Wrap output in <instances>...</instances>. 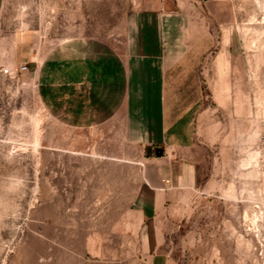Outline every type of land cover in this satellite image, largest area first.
Masks as SVG:
<instances>
[{
    "label": "rangeland",
    "instance_id": "1",
    "mask_svg": "<svg viewBox=\"0 0 264 264\" xmlns=\"http://www.w3.org/2000/svg\"><path fill=\"white\" fill-rule=\"evenodd\" d=\"M224 1L216 20L192 0H3L0 264H145L125 109L150 35L188 57L173 84L203 89L178 259L263 264L264 0Z\"/></svg>",
    "mask_w": 264,
    "mask_h": 264
},
{
    "label": "crops",
    "instance_id": "2",
    "mask_svg": "<svg viewBox=\"0 0 264 264\" xmlns=\"http://www.w3.org/2000/svg\"><path fill=\"white\" fill-rule=\"evenodd\" d=\"M184 2L188 0H176ZM214 19L223 17L224 0H192ZM3 0H0V12ZM152 32V24L149 25ZM171 41L150 38L132 52V99L127 104L126 127L142 154L137 158L138 179L133 191V220L138 256L145 264H181L182 250L176 239L185 240L186 201L204 183L208 153L198 134L203 89L173 84V71L188 57L172 55ZM175 60V61H174ZM126 78L128 76L126 75ZM127 91H125V94ZM163 148L161 157L156 149Z\"/></svg>",
    "mask_w": 264,
    "mask_h": 264
},
{
    "label": "water",
    "instance_id": "3",
    "mask_svg": "<svg viewBox=\"0 0 264 264\" xmlns=\"http://www.w3.org/2000/svg\"><path fill=\"white\" fill-rule=\"evenodd\" d=\"M163 154H164V149H163V148H158V149H156V155H157L158 157L163 156Z\"/></svg>",
    "mask_w": 264,
    "mask_h": 264
},
{
    "label": "built area",
    "instance_id": "4",
    "mask_svg": "<svg viewBox=\"0 0 264 264\" xmlns=\"http://www.w3.org/2000/svg\"><path fill=\"white\" fill-rule=\"evenodd\" d=\"M260 255H261V258L263 259V264H264V249L261 251Z\"/></svg>",
    "mask_w": 264,
    "mask_h": 264
}]
</instances>
